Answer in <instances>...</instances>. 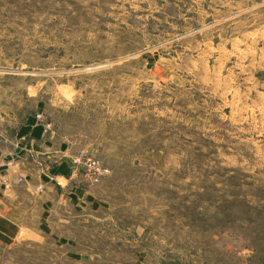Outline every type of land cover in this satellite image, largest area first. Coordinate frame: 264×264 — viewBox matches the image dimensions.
<instances>
[{
  "label": "rangeland",
  "instance_id": "obj_1",
  "mask_svg": "<svg viewBox=\"0 0 264 264\" xmlns=\"http://www.w3.org/2000/svg\"><path fill=\"white\" fill-rule=\"evenodd\" d=\"M0 109L64 161L0 264H264V0H0Z\"/></svg>",
  "mask_w": 264,
  "mask_h": 264
},
{
  "label": "crops",
  "instance_id": "obj_2",
  "mask_svg": "<svg viewBox=\"0 0 264 264\" xmlns=\"http://www.w3.org/2000/svg\"><path fill=\"white\" fill-rule=\"evenodd\" d=\"M45 136L46 128L42 121L30 115L19 120L14 114L5 113L0 109V238L2 239L7 237V234L15 236L21 231L32 232L25 224L24 210L14 202L20 197L13 188L18 178L24 181L27 191L36 190V185L28 181L25 178L26 174L22 173L26 158L31 157L35 160L37 157L38 161L35 163L38 168L41 171L45 170L49 175L51 172L59 171L61 162H64L54 159L55 150L44 147ZM45 206V202L42 201L41 207Z\"/></svg>",
  "mask_w": 264,
  "mask_h": 264
},
{
  "label": "built area",
  "instance_id": "obj_3",
  "mask_svg": "<svg viewBox=\"0 0 264 264\" xmlns=\"http://www.w3.org/2000/svg\"><path fill=\"white\" fill-rule=\"evenodd\" d=\"M36 117L38 118L39 114H37ZM91 167H92V169H95L96 171L100 170L98 164H93ZM18 179L20 180L21 178H18Z\"/></svg>",
  "mask_w": 264,
  "mask_h": 264
}]
</instances>
